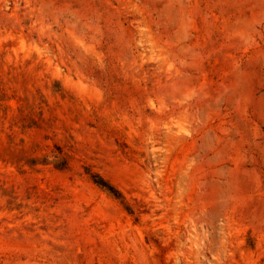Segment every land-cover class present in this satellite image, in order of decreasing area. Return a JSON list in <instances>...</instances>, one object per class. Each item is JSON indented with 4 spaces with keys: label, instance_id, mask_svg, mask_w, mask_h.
Here are the masks:
<instances>
[{
    "label": "rangeland",
    "instance_id": "rangeland-1",
    "mask_svg": "<svg viewBox=\"0 0 264 264\" xmlns=\"http://www.w3.org/2000/svg\"><path fill=\"white\" fill-rule=\"evenodd\" d=\"M0 264H264V0H0Z\"/></svg>",
    "mask_w": 264,
    "mask_h": 264
},
{
    "label": "trees",
    "instance_id": "trees-1",
    "mask_svg": "<svg viewBox=\"0 0 264 264\" xmlns=\"http://www.w3.org/2000/svg\"><path fill=\"white\" fill-rule=\"evenodd\" d=\"M95 183L99 184V185H104L102 184V182H98L97 180H93Z\"/></svg>",
    "mask_w": 264,
    "mask_h": 264
}]
</instances>
